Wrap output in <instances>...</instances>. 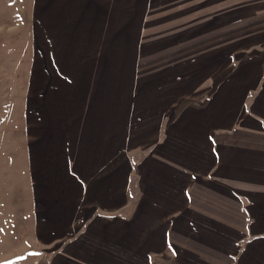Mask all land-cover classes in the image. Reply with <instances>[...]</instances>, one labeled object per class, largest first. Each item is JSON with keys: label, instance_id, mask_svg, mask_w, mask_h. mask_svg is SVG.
I'll return each instance as SVG.
<instances>
[{"label": "crops", "instance_id": "1", "mask_svg": "<svg viewBox=\"0 0 264 264\" xmlns=\"http://www.w3.org/2000/svg\"><path fill=\"white\" fill-rule=\"evenodd\" d=\"M29 22L13 110L45 258L264 264V0H30Z\"/></svg>", "mask_w": 264, "mask_h": 264}, {"label": "rangeland", "instance_id": "2", "mask_svg": "<svg viewBox=\"0 0 264 264\" xmlns=\"http://www.w3.org/2000/svg\"><path fill=\"white\" fill-rule=\"evenodd\" d=\"M29 10L30 0H0V264H65L45 258L44 249L32 238L19 154L21 131L13 94L30 48ZM177 23L171 22V29L192 27V21Z\"/></svg>", "mask_w": 264, "mask_h": 264}]
</instances>
